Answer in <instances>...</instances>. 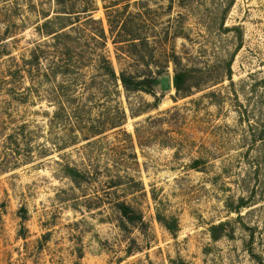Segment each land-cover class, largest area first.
I'll use <instances>...</instances> for the list:
<instances>
[{
	"label": "rangeland",
	"instance_id": "374dc122",
	"mask_svg": "<svg viewBox=\"0 0 264 264\" xmlns=\"http://www.w3.org/2000/svg\"><path fill=\"white\" fill-rule=\"evenodd\" d=\"M74 2L107 37L81 45L83 62L159 72L169 90L78 88L51 123L49 86L27 91L21 66L54 0H0V264H264V0H132L121 18L149 39L135 51L114 44L101 0ZM95 119L122 125L93 138Z\"/></svg>",
	"mask_w": 264,
	"mask_h": 264
},
{
	"label": "trees",
	"instance_id": "16d2710c",
	"mask_svg": "<svg viewBox=\"0 0 264 264\" xmlns=\"http://www.w3.org/2000/svg\"><path fill=\"white\" fill-rule=\"evenodd\" d=\"M132 0H125L122 3L111 0H101L106 14L107 24L110 35L116 32L118 42L114 44H125L127 49L135 51L138 47H148L149 39L146 36L136 37L129 33L127 25L132 22L131 17H123L125 9ZM184 3L187 0H178ZM92 4V3H91ZM142 5L141 2L138 3ZM54 16L44 15L45 21L36 27V31L41 38H46L44 43H38L30 52L28 59H23L21 70L29 80L30 87L27 91L35 88V82H44L49 86V92L46 95V102L54 107V113L50 119L51 123L62 122L63 117H69L67 108L72 101V93L78 88L109 89L116 94L120 86L125 94L143 92L152 94L153 89L160 85L159 72L155 75L141 78L133 75L127 70H122L119 74L114 71L111 62L103 55H97L95 61L83 62L80 59L81 45L89 46V40L99 41L100 49L105 47L106 35L100 21L92 16L95 10L93 5L90 8L84 7L82 11H76L74 0H54ZM149 10L146 9L145 12ZM143 16L145 13L142 14ZM96 26V34L87 35L88 26ZM82 31L83 35L80 34ZM115 40V39H114ZM172 63L177 65V57H174ZM43 62L46 65H43ZM91 71L93 75L86 79V74ZM184 74L175 71L173 85L176 93L180 92V86L184 80ZM60 79L59 81H57ZM99 82V83H98ZM108 91V90H107ZM154 96V95H153ZM188 94H184L183 98ZM156 106V105H155ZM122 112V111H121ZM124 114V113H121ZM124 119V115L122 120ZM95 119L97 125H91L95 131L93 138L104 134L108 129H116L122 125V121L116 123L114 120L106 119L99 122ZM120 120V119H119ZM88 140V139H87ZM63 175L70 179L75 185L86 180L84 171L75 167L64 166ZM115 211L129 222L136 220L133 210L124 203H118ZM157 220L165 225V218L157 213ZM171 231V229H168Z\"/></svg>",
	"mask_w": 264,
	"mask_h": 264
},
{
	"label": "water",
	"instance_id": "95a60500",
	"mask_svg": "<svg viewBox=\"0 0 264 264\" xmlns=\"http://www.w3.org/2000/svg\"><path fill=\"white\" fill-rule=\"evenodd\" d=\"M160 89L162 92H166L169 90V79L163 78L160 80Z\"/></svg>",
	"mask_w": 264,
	"mask_h": 264
}]
</instances>
